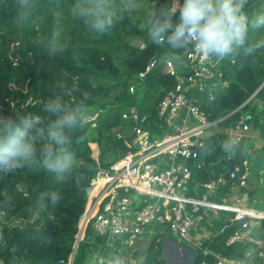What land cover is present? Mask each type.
<instances>
[{
    "label": "trees",
    "instance_id": "16d2710c",
    "mask_svg": "<svg viewBox=\"0 0 264 264\" xmlns=\"http://www.w3.org/2000/svg\"><path fill=\"white\" fill-rule=\"evenodd\" d=\"M110 3L119 18L101 34L80 14L88 6L87 0H0V116L38 115L40 123L33 134L36 130L44 133L35 141V163L0 173V264H68L92 180L136 150L132 145L135 124L122 118L125 111L136 107L147 117L144 130L153 140L169 131L157 107L176 88V72L187 65L194 47L173 49L166 39L154 45L149 16L169 10L173 0ZM137 9L142 12L138 18L134 13ZM245 12L250 19L264 13V0H252ZM177 20L178 12L173 23ZM262 39L264 28L250 29L245 45L233 53L234 78L228 90L199 103L209 122L215 123V130L197 151L196 159L203 164L194 167L190 189L228 172L232 162L229 131L241 115L249 116L250 125L259 124L257 102H264V48L254 45ZM152 59H156L155 68L146 79H139V72ZM169 61L174 65L172 70L167 67ZM102 77L110 83H101ZM53 102L65 108L82 106L85 116L93 108L100 113L95 127L85 122L70 134L74 163L63 180L40 164V150L48 143L49 122L57 118L45 111ZM92 144L99 149L97 159ZM235 163L241 166L243 161ZM236 185H240L239 180H230L219 191ZM53 192L58 195L55 204L50 200ZM241 226V221L229 224L204 244L203 249L211 254L198 250L192 264H217L216 255L245 260L251 244H226ZM110 252L107 236H98L88 228L73 264H98L94 257ZM144 264H166L160 236L151 240Z\"/></svg>",
    "mask_w": 264,
    "mask_h": 264
},
{
    "label": "built area",
    "instance_id": "2783aa9c",
    "mask_svg": "<svg viewBox=\"0 0 264 264\" xmlns=\"http://www.w3.org/2000/svg\"><path fill=\"white\" fill-rule=\"evenodd\" d=\"M140 47L144 49L146 46L142 44ZM155 66L156 59H152L145 70L139 72V79H146ZM167 67L172 70L174 65L169 61ZM184 67L187 72H176L178 84L163 97L157 111L169 128L175 124L183 111H187L195 121V126L178 134L168 132L162 138L153 140L144 130L147 117L142 116L136 107H131L122 114L124 120L135 124L132 145L136 150L116 161L110 169L99 172L92 180L85 212L79 221L74 252L68 264L74 263L78 246L84 240L88 228L98 236L137 237L146 227L159 224L187 241L193 228L194 215L211 205L206 196H191L190 180L194 164L189 167L188 161L196 160L198 149L204 146L203 134L215 123L209 122L199 102L187 98L183 81L186 84L211 81L215 75L221 77L222 73L214 70L211 57L205 59L194 48ZM131 91L133 92V88ZM97 118L98 115L91 116L87 122H92L95 126ZM249 129V116L241 115L233 130L246 132ZM241 136L238 133L237 140H241ZM201 166L202 164L197 165L198 168ZM249 175L248 163H243L241 166H234L229 178L237 179L241 185H245ZM225 183V177L220 176L202 186L214 192ZM216 207L232 211L228 207ZM234 212L235 220L241 221L242 226L227 240L228 246L243 240V233L249 228L248 219L264 220V212ZM203 254H211V251L204 249ZM216 260L217 264H225V259L220 255H216ZM95 261L102 264L106 258L99 256Z\"/></svg>",
    "mask_w": 264,
    "mask_h": 264
},
{
    "label": "clouds",
    "instance_id": "9594fccd",
    "mask_svg": "<svg viewBox=\"0 0 264 264\" xmlns=\"http://www.w3.org/2000/svg\"><path fill=\"white\" fill-rule=\"evenodd\" d=\"M87 4L80 14L87 18L91 29L101 34L108 32L119 18L110 0H87ZM128 4L131 5L132 0H128ZM246 4L247 0H183L182 4L180 0H173L169 10L150 13L149 36L154 45H160L166 39L173 49L192 46L205 59L216 57L223 60L245 45L250 29L264 28V13L250 19L245 12ZM177 5L178 20L173 23ZM254 47L264 48V39ZM45 111L57 118L49 122L48 143L40 150V164L48 172L55 173L58 180H63L74 163V156L69 151L72 144L70 134L81 127L87 117L82 106L65 108L55 102L47 105ZM39 123L38 115L0 116V173L8 174L36 162L35 141L37 135H44L40 130L33 134ZM50 200L55 204L57 193H51ZM117 264H123V261Z\"/></svg>",
    "mask_w": 264,
    "mask_h": 264
},
{
    "label": "crops",
    "instance_id": "0c3cea01",
    "mask_svg": "<svg viewBox=\"0 0 264 264\" xmlns=\"http://www.w3.org/2000/svg\"><path fill=\"white\" fill-rule=\"evenodd\" d=\"M251 1L247 0V4ZM211 62L214 70L221 72L222 76L215 75L211 81H196L192 84H186L183 81L188 99L199 103L209 101L214 94L228 90L234 78L233 54L223 60L211 57ZM181 71L182 73L187 72V68L184 67ZM257 109L260 112L259 124L252 123L246 132H237L233 129L229 131L232 162L236 164V160H241L243 163H248L249 166L250 175L245 185H236L231 187L229 191L220 192L219 188L212 192L205 189L202 186L203 183L194 184L190 189L191 196L196 198L206 196L211 205L202 208L199 213L194 215V224L189 240L181 239L167 227L159 224L146 227L142 234L137 237L132 235L108 236L107 244L111 252L105 256L106 261L102 264H117L118 261H123V264H144L150 242L157 236H160L162 258L166 264L167 257L170 258L169 264H192L198 255V250H204L206 242L212 240L215 235L222 233L229 224L236 222L235 210L264 212V102H257ZM194 126L195 121L190 118L187 111H183L168 132L178 134L184 129ZM213 127L203 134L204 138L213 134L215 130ZM238 133L242 135L241 140L236 138ZM193 164L195 167L203 164V162L201 159H196ZM230 166L231 163L229 168ZM230 180L232 179L229 178L226 182ZM216 206L228 207L232 211ZM248 223L249 228L244 231L241 242L251 244L252 247L248 251L251 255L247 253L245 260H243L244 264H264V220L248 219ZM166 236H170V238ZM96 259L97 256L94 257L93 261L97 262ZM224 259L225 264H240V261L237 260Z\"/></svg>",
    "mask_w": 264,
    "mask_h": 264
},
{
    "label": "rangeland",
    "instance_id": "374dc122",
    "mask_svg": "<svg viewBox=\"0 0 264 264\" xmlns=\"http://www.w3.org/2000/svg\"><path fill=\"white\" fill-rule=\"evenodd\" d=\"M135 13V17H141L142 16V12H141V10L140 9H137L136 10V12H134ZM100 82L101 83H103V84H109L110 82H109V80L106 78V77H102L101 79H100ZM199 82V81H198ZM99 111L97 110H95L94 108L92 109V110H90L89 111V113H88V115L86 116L87 117V119L89 118V117H91V116H94V115H98V117H99ZM87 122V121H86ZM93 127H95V126H93ZM92 149H93V152H94V157L97 159L98 158V156H99V149H98V147L95 145V144H92ZM169 235H171V234H169ZM167 238H170V236H166ZM175 239V238H174ZM179 239V238H178ZM167 264H169V260H170V258H168L167 257Z\"/></svg>",
    "mask_w": 264,
    "mask_h": 264
},
{
    "label": "water",
    "instance_id": "95a60500",
    "mask_svg": "<svg viewBox=\"0 0 264 264\" xmlns=\"http://www.w3.org/2000/svg\"><path fill=\"white\" fill-rule=\"evenodd\" d=\"M182 2H183V0H180V4H182ZM178 8H179V5H177V11H176V13L178 12ZM188 163H189V167H191L192 164L194 163V160L193 159H190L188 161ZM234 166H235V164L233 162H231V166H230L228 172L225 175L226 180H229L230 173L233 171Z\"/></svg>",
    "mask_w": 264,
    "mask_h": 264
}]
</instances>
